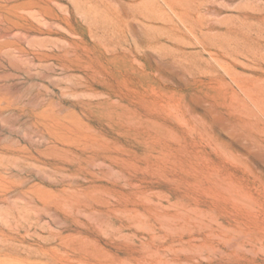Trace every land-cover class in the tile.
Here are the masks:
<instances>
[{"label": "rangeland", "instance_id": "rangeland-1", "mask_svg": "<svg viewBox=\"0 0 264 264\" xmlns=\"http://www.w3.org/2000/svg\"><path fill=\"white\" fill-rule=\"evenodd\" d=\"M0 264H264V0H0Z\"/></svg>", "mask_w": 264, "mask_h": 264}]
</instances>
